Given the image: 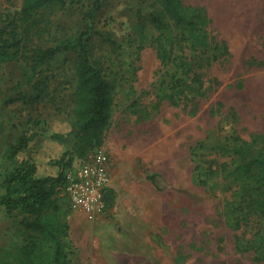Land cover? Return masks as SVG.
I'll use <instances>...</instances> for the list:
<instances>
[{
    "label": "rangeland",
    "instance_id": "374dc122",
    "mask_svg": "<svg viewBox=\"0 0 264 264\" xmlns=\"http://www.w3.org/2000/svg\"><path fill=\"white\" fill-rule=\"evenodd\" d=\"M22 2L0 0V14ZM93 2L20 22L21 49L0 62V264H16L22 241L20 217L1 204L19 162L6 149L30 131L45 174L71 149L47 134L72 124L78 51L44 61L37 52L83 32ZM182 2L187 21L167 17L158 29L155 0H101L91 56L110 82L113 117L64 174L104 151L110 206L89 221L59 195L69 264H264V215L243 212L250 179L234 153L259 151L264 135V0Z\"/></svg>",
    "mask_w": 264,
    "mask_h": 264
},
{
    "label": "trees",
    "instance_id": "16d2710c",
    "mask_svg": "<svg viewBox=\"0 0 264 264\" xmlns=\"http://www.w3.org/2000/svg\"><path fill=\"white\" fill-rule=\"evenodd\" d=\"M161 7L160 14L152 16L158 29L165 24L167 17L178 24L187 21L182 0H155ZM80 0H23L21 6L8 8L0 14V62L5 61L11 52L21 49V39L17 32L20 22L27 21L40 10L60 8L71 10ZM101 9V0L94 2L83 13L84 31L60 39L55 47L37 52L41 61L56 53L78 51L76 67V89L74 93L73 120L66 132L49 131L51 140L69 145L60 156L51 158L47 163L54 168L55 174H45L40 169L41 157L32 153L33 135L24 130L17 140L6 149L7 159L19 158L18 165L11 176V183L1 204L9 218H17L20 229L16 264H69L64 251L65 244L61 233L66 228L65 216L60 205V194L65 193L67 206L71 210L66 193L67 179L64 170L73 165L76 159L94 147L109 128L113 112L114 98L110 82L101 68L92 61L90 46L95 33L94 19ZM38 64V63H36ZM244 143V142H243ZM247 146L251 144L245 143ZM259 151L246 155L241 145L234 152L240 154L244 172L250 184L244 187L243 212H256L264 215V135L260 137ZM154 181V178H151ZM110 191L104 194L105 207L110 206ZM65 201V200H64Z\"/></svg>",
    "mask_w": 264,
    "mask_h": 264
},
{
    "label": "built area",
    "instance_id": "2783aa9c",
    "mask_svg": "<svg viewBox=\"0 0 264 264\" xmlns=\"http://www.w3.org/2000/svg\"><path fill=\"white\" fill-rule=\"evenodd\" d=\"M110 159L104 151L89 156L74 177L67 182L66 191L73 211L95 221L104 209V194L110 186Z\"/></svg>",
    "mask_w": 264,
    "mask_h": 264
}]
</instances>
